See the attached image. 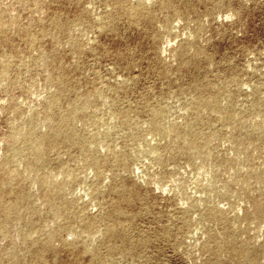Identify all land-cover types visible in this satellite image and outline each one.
<instances>
[{
	"label": "rangeland",
	"instance_id": "rangeland-1",
	"mask_svg": "<svg viewBox=\"0 0 264 264\" xmlns=\"http://www.w3.org/2000/svg\"><path fill=\"white\" fill-rule=\"evenodd\" d=\"M0 264H264V0H0Z\"/></svg>",
	"mask_w": 264,
	"mask_h": 264
},
{
	"label": "bare ground",
	"instance_id": "bare-ground-1",
	"mask_svg": "<svg viewBox=\"0 0 264 264\" xmlns=\"http://www.w3.org/2000/svg\"><path fill=\"white\" fill-rule=\"evenodd\" d=\"M68 122H69V119H64L62 120V122L57 123L59 125L56 124L57 126L54 125L52 127L53 129L52 132L42 133L47 138H42L43 135L38 136L37 138L38 144H36V146L31 148L29 152L38 157H42V155L47 151V148L42 146V144L45 143V140H47L48 143L51 144V146L53 147H57L58 145L59 146L60 145H71V144L73 145L76 142V140L78 141V139H76V137L74 136L72 127H70V130H67L69 126ZM63 123L65 124L63 125ZM93 163L96 165L98 162L96 159H93ZM5 164H7V161Z\"/></svg>",
	"mask_w": 264,
	"mask_h": 264
}]
</instances>
